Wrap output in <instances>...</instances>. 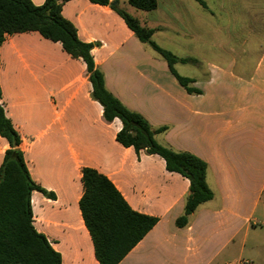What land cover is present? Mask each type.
I'll return each instance as SVG.
<instances>
[{"label": "crops", "instance_id": "obj_1", "mask_svg": "<svg viewBox=\"0 0 264 264\" xmlns=\"http://www.w3.org/2000/svg\"><path fill=\"white\" fill-rule=\"evenodd\" d=\"M119 7L155 29L162 48L195 53L189 77L202 94H189L111 6L71 0L62 13L95 45L107 89L155 129L168 127L157 141L208 164L214 197L178 227L189 180L117 141L122 122L105 120L82 59L38 32L15 34L0 48L1 103L32 179L55 195L33 193L36 230L62 264H100L80 209L90 167L135 211L159 218L120 264H264V0H211L205 11L196 0H158L143 13L129 0ZM9 148L0 134V166Z\"/></svg>", "mask_w": 264, "mask_h": 264}, {"label": "trees", "instance_id": "obj_2", "mask_svg": "<svg viewBox=\"0 0 264 264\" xmlns=\"http://www.w3.org/2000/svg\"><path fill=\"white\" fill-rule=\"evenodd\" d=\"M69 1L46 0L37 6L31 0H0V48L7 36L38 32L44 38L60 43L73 58L82 59L92 83V97L102 105L105 120L113 122L119 119L122 122L117 141L124 147L133 148L138 155L145 151L160 156L168 171L179 173L189 180L190 192L184 215L176 222L178 227H186L198 208L214 197L207 183L208 164L192 153L160 144L156 136L166 132L168 127L155 129L141 113L127 108L107 89L105 74L96 65L92 53L95 45L81 41L75 25L63 16V7ZM89 1L111 6L140 42L167 62L173 76L189 94L203 93L194 87L193 78L182 76L176 70L177 64H198L197 59L180 58L158 45L153 40L156 30L121 9V0ZM196 2L209 10L205 0ZM129 4L147 12L158 8V0H129ZM1 64L0 56V68ZM1 100L0 83V134L10 145L0 166V264H62L61 253L34 226L33 193L42 192L50 198L55 195L32 179L20 148L21 136L8 118ZM82 183L84 192L80 209L96 258L100 264H120L157 225L159 218L135 211L115 184L94 168L82 169Z\"/></svg>", "mask_w": 264, "mask_h": 264}, {"label": "rangeland", "instance_id": "obj_3", "mask_svg": "<svg viewBox=\"0 0 264 264\" xmlns=\"http://www.w3.org/2000/svg\"><path fill=\"white\" fill-rule=\"evenodd\" d=\"M208 2V5L210 4L211 0H205ZM130 5V4H129ZM131 7V5H130ZM133 7V6H132ZM123 10L126 11V9H124L122 7ZM139 11V13H143L140 10H136ZM205 11V9H204ZM127 12V11H126ZM133 16V15H132ZM134 17V16H133ZM172 52V51H171ZM176 53H174L175 55L177 54V56L179 57H184V58H191L194 56V52H190V51H175ZM206 56H209L210 53H204ZM163 60V59H162ZM177 70V69H176ZM194 71H195V67L193 64H183V65H178V73L182 76L185 77H189V76H193L194 75Z\"/></svg>", "mask_w": 264, "mask_h": 264}]
</instances>
